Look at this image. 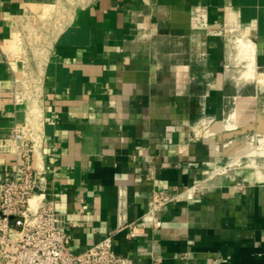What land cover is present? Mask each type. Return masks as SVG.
<instances>
[{"label": "crops", "instance_id": "obj_1", "mask_svg": "<svg viewBox=\"0 0 264 264\" xmlns=\"http://www.w3.org/2000/svg\"><path fill=\"white\" fill-rule=\"evenodd\" d=\"M239 38L264 74V0H0V144L28 118L15 80L36 79L37 163L75 251L113 234L122 264H264V147L223 126ZM18 162L0 146V178ZM210 175L160 229L144 218L154 190Z\"/></svg>", "mask_w": 264, "mask_h": 264}, {"label": "built area", "instance_id": "obj_2", "mask_svg": "<svg viewBox=\"0 0 264 264\" xmlns=\"http://www.w3.org/2000/svg\"><path fill=\"white\" fill-rule=\"evenodd\" d=\"M12 93L15 102L26 103L28 118L6 133L0 144L18 157V167L6 170L0 178V264H122L125 258L114 249L113 234L83 251L72 247L73 236L65 229V220L57 212L54 200L47 196L45 170L38 161L37 145L42 123L37 81L26 76L16 79ZM210 175L187 187L181 193L153 191L144 214L154 230L163 226L162 213L178 196L184 194L188 202L197 200V193L210 186ZM40 203L36 210L31 203ZM128 229L127 238L141 235L135 223H126L119 230Z\"/></svg>", "mask_w": 264, "mask_h": 264}, {"label": "rangeland", "instance_id": "obj_3", "mask_svg": "<svg viewBox=\"0 0 264 264\" xmlns=\"http://www.w3.org/2000/svg\"><path fill=\"white\" fill-rule=\"evenodd\" d=\"M242 47L243 46L240 44V42H238V40L233 43V51H232L233 60L232 61H233V67H234V70L237 76L242 72V70L245 68V65L248 62V59L245 58L244 51H242ZM262 76L264 77V74H262ZM251 81L252 83L250 82L251 84H248V87L238 86V92L235 95L236 97L231 99L230 106L231 108L234 109V111L237 112L236 113L237 117L233 118V120L235 119L238 120V124L235 129L237 128L241 129L248 122L255 123L258 117L260 116L264 117V86L262 87L258 79L255 77ZM257 82L261 86H259ZM247 90L253 93L257 92L255 95L256 97L254 95H250L248 97L249 92ZM228 116H229V113H227L225 119ZM211 123L212 121L207 123V125L211 126ZM224 128L229 130L226 127ZM239 138L243 140L245 139V141L246 140L248 141L247 146L245 145L244 147L238 148L240 149L239 150L240 152L242 148V150H244L242 151V153L246 156L258 154L260 149L264 147V133L250 131V132L241 134ZM252 165H256L257 168H260L261 166L259 165V162L258 163L253 162ZM258 176L259 178H264V173L261 170H259Z\"/></svg>", "mask_w": 264, "mask_h": 264}, {"label": "bare ground", "instance_id": "obj_4", "mask_svg": "<svg viewBox=\"0 0 264 264\" xmlns=\"http://www.w3.org/2000/svg\"><path fill=\"white\" fill-rule=\"evenodd\" d=\"M238 42H240V44L243 46L242 51H244L245 58L248 59V62L245 65V68L242 70V72L235 78V84L237 86L248 87V84H251L252 83L251 80L255 77L258 79L259 83L262 86H264V77L262 76V74H258V71L256 69V63H255L256 48L254 47V43L252 41L245 40L243 38H239ZM250 95H254V94H250ZM228 113L229 116L224 120L223 126L228 128L229 130H234L238 124L237 119L233 120L234 117H237L236 116L237 112L234 111L233 108H231ZM242 151L244 150H242L241 148V152Z\"/></svg>", "mask_w": 264, "mask_h": 264}, {"label": "water", "instance_id": "obj_5", "mask_svg": "<svg viewBox=\"0 0 264 264\" xmlns=\"http://www.w3.org/2000/svg\"><path fill=\"white\" fill-rule=\"evenodd\" d=\"M250 131H256L258 133H264V117L260 116L258 117L257 121L255 123H248L247 125L243 126L241 129H236L234 131H231L228 133L229 136L235 137L232 141V146L234 147H241V145L238 144V137L241 134L250 132Z\"/></svg>", "mask_w": 264, "mask_h": 264}]
</instances>
